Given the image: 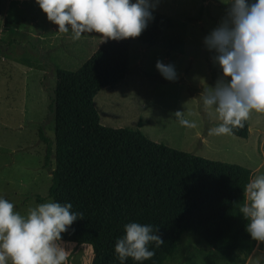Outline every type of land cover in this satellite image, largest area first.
<instances>
[{
    "label": "rangeland",
    "instance_id": "rangeland-1",
    "mask_svg": "<svg viewBox=\"0 0 264 264\" xmlns=\"http://www.w3.org/2000/svg\"><path fill=\"white\" fill-rule=\"evenodd\" d=\"M135 3L136 0H131ZM254 3L255 0H246ZM150 11L167 17L158 42L145 46L131 42L127 71L112 88L100 90L92 99L99 123L111 128L139 130L152 142L206 160L245 168L251 179L264 174V114H253L247 121L248 135L210 136L209 129L219 121L203 107L201 94L223 78L205 38L226 19L228 0H150ZM35 0H0V198L14 204L25 215L29 208L49 202L52 156L43 166L45 145L41 132L50 141L52 118L49 113L54 72L77 69L97 48L102 38L83 33L79 40L72 33L57 32ZM157 61L172 65L174 81L156 70ZM176 111L197 127L179 125ZM190 113V115H189ZM251 130V131H249ZM34 197L40 199L39 202ZM66 252L64 264H90L91 249L59 242ZM163 264H226L202 241L182 234L178 247ZM245 264H264V243L256 241Z\"/></svg>",
    "mask_w": 264,
    "mask_h": 264
},
{
    "label": "trees",
    "instance_id": "trees-1",
    "mask_svg": "<svg viewBox=\"0 0 264 264\" xmlns=\"http://www.w3.org/2000/svg\"><path fill=\"white\" fill-rule=\"evenodd\" d=\"M151 17L139 37L103 41L77 69L54 72L48 107L52 151L49 139L38 132L45 145L44 168L52 156L46 196L51 202L71 203V211L82 214L60 242L90 247V264H163L186 233L226 264H245L256 245L239 212L249 170L152 142L139 122L135 129L99 123L92 99L123 80L129 44L153 46L172 26L163 15L151 11ZM247 127L245 122L233 136L246 139ZM132 222L158 227L164 240L159 247L150 243L155 254L149 260L121 262L114 253L124 226Z\"/></svg>",
    "mask_w": 264,
    "mask_h": 264
},
{
    "label": "clouds",
    "instance_id": "clouds-1",
    "mask_svg": "<svg viewBox=\"0 0 264 264\" xmlns=\"http://www.w3.org/2000/svg\"><path fill=\"white\" fill-rule=\"evenodd\" d=\"M58 33L71 31V39L83 33H95L106 40L135 39L147 27L151 17L150 0H35ZM226 19L205 38L209 51L223 73L214 88L201 94L203 107L220 122L209 135H233L234 129L255 113L264 114V0H228ZM156 70L169 81L176 79L172 65L157 61ZM180 126L194 129L197 124L185 118L183 111L173 114ZM190 115V113H189ZM72 205L45 202L29 208L25 215L14 204L0 198V264H64L66 252L60 246L61 235L82 214ZM247 221L252 240L264 243V174L251 179L243 190L239 208ZM114 253L123 262L151 259L164 240L158 227L132 222L124 226Z\"/></svg>",
    "mask_w": 264,
    "mask_h": 264
},
{
    "label": "crops",
    "instance_id": "crops-1",
    "mask_svg": "<svg viewBox=\"0 0 264 264\" xmlns=\"http://www.w3.org/2000/svg\"><path fill=\"white\" fill-rule=\"evenodd\" d=\"M102 42V41H101ZM101 42H99L98 44H97V46L101 43ZM249 131H251V130H249ZM263 133H264V129H263V131H262ZM248 135V134H247ZM263 139H264V135H261V139H260V142H262L263 141Z\"/></svg>",
    "mask_w": 264,
    "mask_h": 264
}]
</instances>
